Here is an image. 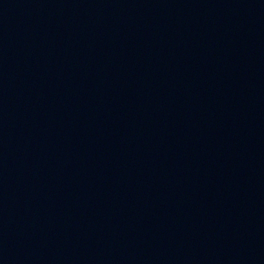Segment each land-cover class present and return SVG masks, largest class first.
<instances>
[{"label": "water", "instance_id": "obj_1", "mask_svg": "<svg viewBox=\"0 0 264 264\" xmlns=\"http://www.w3.org/2000/svg\"><path fill=\"white\" fill-rule=\"evenodd\" d=\"M0 264H264V0H30Z\"/></svg>", "mask_w": 264, "mask_h": 264}]
</instances>
